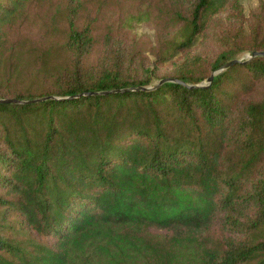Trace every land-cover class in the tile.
<instances>
[{
    "label": "trees",
    "instance_id": "1",
    "mask_svg": "<svg viewBox=\"0 0 264 264\" xmlns=\"http://www.w3.org/2000/svg\"><path fill=\"white\" fill-rule=\"evenodd\" d=\"M29 2L0 0V98H56L0 103V219L25 233L0 234V264H264V56L207 86L92 94L148 86L156 70L111 34L86 64L93 24L74 8L61 44L23 43ZM166 2L158 63L195 48L221 13L238 24L222 27L213 59L190 54L159 80L200 84L264 50V1L249 22L241 0Z\"/></svg>",
    "mask_w": 264,
    "mask_h": 264
},
{
    "label": "rangeland",
    "instance_id": "2",
    "mask_svg": "<svg viewBox=\"0 0 264 264\" xmlns=\"http://www.w3.org/2000/svg\"><path fill=\"white\" fill-rule=\"evenodd\" d=\"M264 0H241L244 6L246 20H252V13ZM76 10L77 24L82 26L92 23V34L95 45L90 55L85 60L88 65H96L104 48V38L111 34L124 43L133 46L142 56L145 67L156 70L153 82L160 77L171 73L172 70L183 64L187 57L202 54L206 59H213L221 50L218 40L223 26L232 27L238 24L232 16V11L221 13L215 23L202 35L195 48L180 52L172 56L167 62L158 63L157 54L162 50V35L167 29L169 21V6L166 0H30L28 13L22 25L14 30V34L23 42L31 40V45L43 47L50 41L61 44L66 37L68 10ZM145 13L146 20L134 21L130 26L132 16ZM177 29H170V37ZM142 33V34H141ZM169 35V32H167ZM8 38V36H7ZM54 38L56 41H54ZM13 40L7 39L4 50L7 51L8 43ZM20 41V42H21ZM9 47V46H8ZM29 48V47H27ZM248 53H243L239 59L248 58ZM134 76L144 78L146 72L143 69H132ZM205 79L202 82H206ZM5 223L0 219V234L12 235L24 238L25 233H16L11 228L4 227Z\"/></svg>",
    "mask_w": 264,
    "mask_h": 264
},
{
    "label": "water",
    "instance_id": "3",
    "mask_svg": "<svg viewBox=\"0 0 264 264\" xmlns=\"http://www.w3.org/2000/svg\"><path fill=\"white\" fill-rule=\"evenodd\" d=\"M264 56V50L261 51H251L248 53V58L250 59L252 57L255 56ZM237 62H243V59H233L230 62L226 63L222 68H220L219 70H216L212 73V75L206 80V82H202L200 84H196V85H192V84H188L186 83L184 80L181 79H177V78H162L160 80H158L157 82H153L148 86H144V85H138V86H134V87H129V88H124V89H116V90H109V91H102V92H89L92 94H106V93H110V92H119V91H137V90H145V91H149V90H153L156 89L157 87L161 86L162 84L166 83V82H177V83H181L184 85H188V86H207L208 84H210L213 81L214 75L217 74L218 72L230 67L231 65L237 63ZM54 99L56 98L55 96H45V97H40V98H34V99H28V100H24V99H17V98H0V103H12V104H29V103H35V102H39V101H44L47 99Z\"/></svg>",
    "mask_w": 264,
    "mask_h": 264
},
{
    "label": "clouds",
    "instance_id": "4",
    "mask_svg": "<svg viewBox=\"0 0 264 264\" xmlns=\"http://www.w3.org/2000/svg\"><path fill=\"white\" fill-rule=\"evenodd\" d=\"M142 34V33H141Z\"/></svg>",
    "mask_w": 264,
    "mask_h": 264
}]
</instances>
